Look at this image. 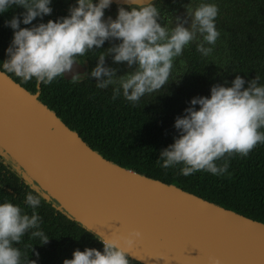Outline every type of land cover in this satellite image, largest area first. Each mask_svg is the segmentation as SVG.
I'll use <instances>...</instances> for the list:
<instances>
[{"label":"clouds","instance_id":"clouds-1","mask_svg":"<svg viewBox=\"0 0 264 264\" xmlns=\"http://www.w3.org/2000/svg\"><path fill=\"white\" fill-rule=\"evenodd\" d=\"M111 2L75 0L66 15L32 24L34 18L51 12V0H0V14L16 6L23 9L4 21L13 31L0 69L23 81L49 84L70 72L77 57L115 39L117 43L99 53L88 75L96 78L99 89L112 86L113 99L122 95L135 104L169 81L174 58L186 45L197 41V51L208 56L220 35L216 28L218 8L212 0H198L195 6L187 3L183 18L170 17L164 24L158 22L161 14L153 0H125L128 7L118 5L115 18L104 17ZM106 53H111L115 62L135 67L116 76V70L104 63ZM71 79L76 82L79 77L72 72ZM259 79L255 75L245 87L244 78L235 75L230 85L213 84L207 96L191 97L184 114L174 119L177 135L159 152L161 167L180 165L184 176L200 170L219 176L228 168L226 154L246 156L264 142V84L258 83ZM40 202L39 194L25 193L30 214L7 199L0 202V264H21V252L13 242L18 243L29 230L39 243H47L49 237L40 228L36 212ZM97 239L101 249H74L62 264H129L125 249L115 239ZM33 253L39 255L35 250ZM29 264L36 261L29 260Z\"/></svg>","mask_w":264,"mask_h":264},{"label":"trees","instance_id":"trees-1","mask_svg":"<svg viewBox=\"0 0 264 264\" xmlns=\"http://www.w3.org/2000/svg\"><path fill=\"white\" fill-rule=\"evenodd\" d=\"M153 2L161 14L158 22L164 24L170 17L183 18L184 5L195 6L198 0ZM212 2L218 8L216 28L220 33L211 46L212 52L202 55L196 49L197 41L186 45L174 58L167 89L146 94L133 104L122 95L113 99L112 92L50 89L53 80L40 83L39 98L104 157L264 222V142L256 144L246 156L226 154L228 168L219 176L203 170L184 176L179 172L180 165L162 168L160 164V150L177 135L174 119L184 114L191 97L207 96L213 84L230 85L235 75L244 78L245 87L255 75L260 77L258 83L264 84V0ZM12 31L0 23V60L6 57L4 50ZM7 74L26 89L36 91L34 79L23 81ZM29 191L37 194L0 157V202L7 199L30 214L31 209L24 203ZM36 212L40 228L49 239L41 244L38 238L30 236L29 230L18 243L13 242L21 252V264H29V260L36 264H62L63 259L71 258L74 249H101L100 241L92 233L43 198ZM33 250L39 255H34ZM127 258L129 264H142Z\"/></svg>","mask_w":264,"mask_h":264},{"label":"water","instance_id":"water-1","mask_svg":"<svg viewBox=\"0 0 264 264\" xmlns=\"http://www.w3.org/2000/svg\"><path fill=\"white\" fill-rule=\"evenodd\" d=\"M36 87L0 69V157L56 211L96 238L115 239L142 264H264V222L104 157ZM115 218L120 231L141 234L142 247L107 233L102 225L119 228Z\"/></svg>","mask_w":264,"mask_h":264},{"label":"flooded vegetation","instance_id":"flooded-vegetation-1","mask_svg":"<svg viewBox=\"0 0 264 264\" xmlns=\"http://www.w3.org/2000/svg\"><path fill=\"white\" fill-rule=\"evenodd\" d=\"M75 0H51V12L47 15H42L40 17L34 18V20L31 22L32 24H35L37 22H46L49 18L55 20L57 17H61L67 14L68 8L70 5L74 4ZM117 4L110 3V5L104 9V17L111 16L112 18H115L116 10H117ZM128 7V6H124ZM23 9L19 6L10 8L7 10V13H2L0 16V23L2 25H6L4 21L6 19L11 18L12 15H19ZM21 27H28L29 25L21 24ZM9 31H12V29L9 27ZM115 39H109L105 40L104 43L101 45L100 49H93L87 51L84 56L77 57L76 63L73 64V68L70 72H74L79 79L76 82H73L72 79L66 78L63 75L58 76L54 79L55 83L49 86L50 89H62V90H84V91H101V92H112V86H108L104 89H99L95 86L96 78L90 77L88 73L90 72L91 68L95 66L96 58L99 55L101 51H103L105 48L109 47L111 44L117 43ZM111 53H106L104 58V63L107 67L114 68L115 75L119 76L123 74L126 71H131L135 65L129 66L126 64V62H115L111 58ZM167 83L166 82L161 89H167ZM37 86V83H36ZM39 87L40 83H39ZM45 88H48L44 86ZM37 88V87H36Z\"/></svg>","mask_w":264,"mask_h":264},{"label":"snow or ice","instance_id":"snow-or-ice-1","mask_svg":"<svg viewBox=\"0 0 264 264\" xmlns=\"http://www.w3.org/2000/svg\"><path fill=\"white\" fill-rule=\"evenodd\" d=\"M116 220L119 221V228L113 227V225L111 223H109L107 225H102V226H106V227L112 229L110 232H107V233L114 234L118 239L126 240L128 242L129 247H136V248L142 247L143 242L141 239H139L141 234L138 231H129V232L120 231L121 221L119 218H115L113 221H116ZM138 240L140 242H138ZM186 252H187V249L185 250V254H186ZM188 256L191 259H199L200 258L197 255H195V256L188 255Z\"/></svg>","mask_w":264,"mask_h":264}]
</instances>
